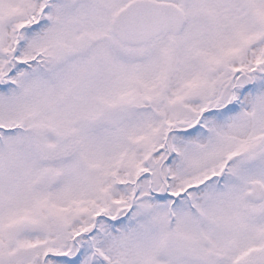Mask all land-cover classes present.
<instances>
[{"label": "snow or ice", "instance_id": "snow-or-ice-1", "mask_svg": "<svg viewBox=\"0 0 264 264\" xmlns=\"http://www.w3.org/2000/svg\"><path fill=\"white\" fill-rule=\"evenodd\" d=\"M0 264H264V0H0Z\"/></svg>", "mask_w": 264, "mask_h": 264}]
</instances>
